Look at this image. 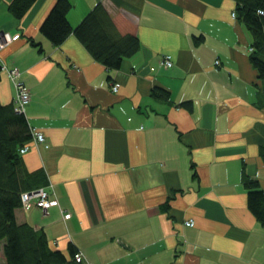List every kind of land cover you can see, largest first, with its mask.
I'll use <instances>...</instances> for the list:
<instances>
[{
  "label": "crops",
  "instance_id": "0c3cea01",
  "mask_svg": "<svg viewBox=\"0 0 264 264\" xmlns=\"http://www.w3.org/2000/svg\"><path fill=\"white\" fill-rule=\"evenodd\" d=\"M12 1L0 0V59L22 70L28 122L45 134L21 158L33 186L58 199L18 206L16 220L67 255L75 245L87 264H264L242 178L264 188V80L237 0H70L73 27L102 3L140 38L118 68L75 32L60 44L41 32L56 0L20 17ZM162 87L168 98L154 95ZM15 94L1 70V103Z\"/></svg>",
  "mask_w": 264,
  "mask_h": 264
},
{
  "label": "trees",
  "instance_id": "16d2710c",
  "mask_svg": "<svg viewBox=\"0 0 264 264\" xmlns=\"http://www.w3.org/2000/svg\"><path fill=\"white\" fill-rule=\"evenodd\" d=\"M32 2L34 0H13L9 6L20 17ZM72 6L70 0H56L42 22L41 32L52 43L60 44L75 32L92 55L111 68L120 67L125 57L139 50L140 38L134 33H121L102 3L74 27L67 14ZM237 6L238 16L252 32L254 51L251 59L264 80V0H237ZM153 93L158 97H169V90L163 87ZM32 136L26 113L16 111L15 102L5 104L0 101V249L5 257L4 264H85L76 259L79 250L75 245H69L67 255L50 244L45 230H36L29 222L16 220V208L23 206V192L39 187H34L26 175L20 154V148ZM242 178L249 189V208L264 226V188L259 179L251 177L246 170Z\"/></svg>",
  "mask_w": 264,
  "mask_h": 264
},
{
  "label": "built area",
  "instance_id": "2783aa9c",
  "mask_svg": "<svg viewBox=\"0 0 264 264\" xmlns=\"http://www.w3.org/2000/svg\"><path fill=\"white\" fill-rule=\"evenodd\" d=\"M236 10L233 12V16L236 14ZM5 44V38H3L2 34H0V50ZM253 49V47H251ZM218 61V60H217ZM172 58L169 55H166L164 58V63H166L168 66H172ZM8 70L9 76L11 78V81L14 83L16 94L14 96L13 102H15V109L16 111L20 113H26V106L31 100V91L29 86L26 83V80L22 77V70L18 66H11V68H8L6 64L0 59V72L1 70ZM120 83L114 82L112 84L113 90L118 91L119 90ZM31 133H33L32 139L33 143L36 144L38 142L45 141V134L37 129L36 127L31 126ZM33 143L26 142L24 146L20 148V154H24L26 151L30 150L33 146ZM51 190L48 187L45 186H39L38 188L27 190V192H23L22 198H23V206L25 208H28L32 205L37 207H42L44 209H49L50 205L57 204L58 199L51 197ZM186 223L188 225L192 224L194 225V219L189 218L186 220ZM76 259L85 262L83 258V254L81 252H78L76 254ZM85 264H87L85 262Z\"/></svg>",
  "mask_w": 264,
  "mask_h": 264
},
{
  "label": "rangeland",
  "instance_id": "374dc122",
  "mask_svg": "<svg viewBox=\"0 0 264 264\" xmlns=\"http://www.w3.org/2000/svg\"><path fill=\"white\" fill-rule=\"evenodd\" d=\"M238 14V12H236V14L234 16H236ZM0 253H1V264L5 263V257L4 254L2 253V250L0 249Z\"/></svg>",
  "mask_w": 264,
  "mask_h": 264
}]
</instances>
